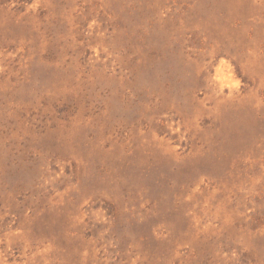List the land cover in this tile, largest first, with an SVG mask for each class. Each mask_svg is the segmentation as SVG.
I'll use <instances>...</instances> for the list:
<instances>
[{
    "label": "rangeland",
    "instance_id": "1",
    "mask_svg": "<svg viewBox=\"0 0 264 264\" xmlns=\"http://www.w3.org/2000/svg\"><path fill=\"white\" fill-rule=\"evenodd\" d=\"M0 264H264V0H0Z\"/></svg>",
    "mask_w": 264,
    "mask_h": 264
}]
</instances>
